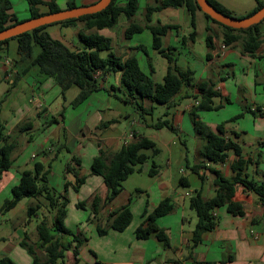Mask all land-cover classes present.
<instances>
[{
    "label": "crops",
    "instance_id": "1",
    "mask_svg": "<svg viewBox=\"0 0 264 264\" xmlns=\"http://www.w3.org/2000/svg\"><path fill=\"white\" fill-rule=\"evenodd\" d=\"M8 1L10 15L19 20L29 19V0ZM96 1L37 0L33 9L46 13L49 3L65 10L69 4L82 7ZM126 1L116 0L119 5ZM135 1L136 12L132 18L120 15L112 29H90L85 33L108 37L113 54L124 60L136 58L140 69L153 81L159 76L161 83L167 62L152 49L149 29L145 28L130 38L124 36V30L129 24L173 26L161 37V48L171 49L176 69L192 72L193 86L181 88L173 96L168 110L166 105H158L171 113L177 132L186 131L194 138V162L191 166L188 163L185 167L180 166L177 177L170 161L164 167L155 163L158 172L154 176L147 175L148 169L141 171L149 177L144 188L137 187L131 193L122 183L123 190L119 195L106 202L108 190L102 178L91 174L93 158L102 152L108 161L122 146L132 142L135 134L146 137L135 129L142 123L111 107L108 97L114 87L110 86L108 92L107 80L113 77L115 84L121 87L120 73H101L96 77L100 89L77 106H72L79 91L76 87L67 89L62 96L60 87L52 79L39 78L36 68H28L27 62L15 63L17 52L16 58L10 59L2 51L0 123L7 143L13 148L9 155L10 168L0 174V259L7 258L11 264H47L45 247L48 244L43 247L37 233V226L44 224L49 234L57 237L64 246L62 257L55 264H219L228 257L231 259L225 264H264V204L254 192L245 191L237 184L232 201L239 204L242 215L228 213L225 206L215 209L212 213L216 220L214 228L204 232L195 246L191 244V237L196 215L191 214L188 206L194 191H200L205 200L214 197L216 186L212 170L228 180L236 175L232 165L237 157L232 152L227 153L223 163H204L200 169H191L200 163L198 151L204 143L192 123V110L197 102L194 96L198 94L196 85L200 82L213 84V90L218 93L213 98V105L218 109L198 112L199 119L213 132L218 125H222V137L236 142L240 158L246 161L242 177L264 186V31L259 27L261 44L253 54L243 52L241 40L222 51L221 29L207 21L200 12L195 14V34L191 38L189 15L183 6L163 8L145 21V8L154 7L161 0ZM217 1L235 17H244L256 5V0ZM80 25V22L69 27L52 25V32H46L69 49L78 50L82 48V44L77 46L80 42L78 32L82 29ZM207 34L213 39L211 51L205 43ZM207 52L210 58L206 57ZM105 55L101 53V56ZM157 56L163 59L159 65L154 64ZM25 91L29 96L24 94ZM99 96L103 100L107 97L104 104H100V99L96 100ZM151 104L147 100L143 102L147 109L153 108ZM124 118L130 121L126 131L120 126ZM145 124L144 121L145 128H151ZM61 150L69 154V161L63 174L58 175L53 165ZM35 163L42 165L46 184L53 190L56 205L51 207L43 196H37L23 198L15 207L3 211L4 203L11 198V188L19 182L20 173L32 171ZM73 172L83 179L78 190L73 189L76 184ZM135 190L138 193L135 194ZM165 198L170 200L172 210L155 223L162 231L166 244L158 240L155 233L146 239H137L135 230L142 223L144 213L150 214ZM64 200L62 226L71 235L54 230L56 213ZM35 207L36 210H33ZM124 207L131 212L129 225L121 232L109 228L111 220ZM98 229L105 233L99 235ZM73 236L81 241L80 245L77 246Z\"/></svg>",
    "mask_w": 264,
    "mask_h": 264
},
{
    "label": "trees",
    "instance_id": "2",
    "mask_svg": "<svg viewBox=\"0 0 264 264\" xmlns=\"http://www.w3.org/2000/svg\"><path fill=\"white\" fill-rule=\"evenodd\" d=\"M215 10L228 17H235L231 12L222 6L217 0H206ZM30 15L29 18L39 17L41 15L59 11L53 4H48V11L46 13H39L34 11L33 6L37 0H29ZM9 1L0 0V30L10 27L20 21L13 15L8 13ZM264 5V0H256V5L244 17H248ZM183 6L189 15V24L192 29L190 37H194L195 29V14L200 12L202 16L212 24L216 25L222 31V44L230 46L234 42L241 40L243 52L253 54L261 44V31L259 23L248 27L246 29H232L223 26L208 15L202 13L196 4L195 0H161L156 6H148L145 8V21H149L150 15L163 8H175ZM74 8V5L69 4L68 9ZM136 12V1L127 0L123 5H119L116 0H111L109 5L102 11L84 15L75 19H68L50 25H61L64 27L74 26L77 22L83 23V28L78 32L79 41L82 48L78 50L69 49L61 41L53 39L45 31V25L38 27L29 32L23 33L19 36L10 38L0 42V52L7 53L8 44L10 40L16 41V52L18 59L14 60L16 63L27 62L28 68H36L37 75L41 79H52L61 89L63 96L65 91L71 87H76L79 91L77 96L72 101V106H77L82 101L87 99L93 92L100 89L97 78L94 77L95 72L101 73H120V83L127 91V97L124 101L133 103L138 117L142 119L143 115H147L152 111V107L145 108L144 101L151 103L166 105L167 110L171 107L170 102L173 96L183 87L190 88L193 86V74L187 69L181 71L174 66V60L171 57V49L161 48V37L165 35L166 31L173 28V26H139L137 24H129L124 30V36L130 38L133 34L141 32L143 29H149L152 35L151 47L156 50L158 54L167 62L166 73L161 83H155L151 76L144 73L134 57L126 58L125 60L116 56L111 52V40L108 37L102 36L98 33H85L90 29L97 31L103 29H112L120 15L130 19ZM238 18V17H237ZM243 18V17H239ZM206 31L208 29L206 28ZM212 35L205 38L206 47L209 51L213 49ZM35 44L40 48L39 53L32 57V45ZM101 53H106L101 56ZM210 58L209 52L206 54ZM198 94L194 96L197 99V104L192 110V123L194 131L199 134L204 143L199 148L200 163L194 166L193 171L202 168L204 163H223L227 157L228 152L236 155L237 160L232 165V170L236 175L233 179L228 180L222 177L217 171L212 170L215 175L214 184L216 192L214 197L210 199H203L200 191H194L193 196L189 198L188 206L194 211L196 215V223L194 225L191 237L192 246L197 245L201 241L202 234L214 228L216 220L212 213L215 209L225 206L228 213L234 216H241L242 211L239 204L232 201L235 186L241 185L245 191L254 192L261 203L264 204V186L257 184L252 180L243 178L241 172L246 165V161L240 158L239 145L233 140H226L222 137V125L216 127V132L211 131L200 119L198 112L212 111L218 109L213 105V98L218 96V93L213 90V84L210 82H200L196 85ZM107 123L101 124V127L106 126ZM155 130L166 128L172 133H176L175 126L172 121L171 113L166 111L163 118L151 125ZM13 148L12 144H8L3 133V125L0 123V174L10 168L11 161L9 158L10 152ZM160 153L155 143L142 135H134L132 142L122 146L116 153L107 158L102 152L94 157L91 163V174L100 176L104 185L108 190L106 202L113 200L123 190L122 183L127 177L133 173L142 171V165L149 159H153ZM77 163V162H76ZM68 172V167L66 168ZM158 172V167L151 161L150 167L147 170V175L152 177ZM76 184L73 189L78 190L83 179L78 178L77 174L73 172ZM185 187H187L185 185ZM138 193L137 190L134 192ZM11 198L7 200L2 210L7 211L17 205L23 198L43 196L49 206L56 205L53 190L46 184L45 173L43 167L39 163H35L32 171H23L20 173L19 182L10 190ZM96 198L94 199V202ZM66 200L62 201L55 217L54 230L58 233H71L65 230L62 226V216L64 215V205ZM38 207V206H37ZM35 207L29 208L36 210ZM32 210V211H33ZM172 210V204L168 198L163 199L153 209L150 214L144 213L142 223L135 230V237L137 239H146L152 233L158 240L166 244V239L162 231L157 227L156 220L167 215ZM29 210H27L28 213ZM131 212L127 207L122 208L117 212L109 228L121 232L131 222ZM37 233L41 245L45 247L47 253V264H55L56 261L62 257L64 246L57 237L49 234L47 227L44 224L37 226ZM99 235L105 233L104 230L98 229ZM77 246L81 244L76 236H73ZM24 243V242H23ZM25 246V244H21ZM27 251L32 254V250L27 247ZM228 257L226 261H230ZM222 261L219 264H225ZM0 264H11L7 258H1ZM36 264V262H33ZM195 264H215V263H195Z\"/></svg>",
    "mask_w": 264,
    "mask_h": 264
},
{
    "label": "rangeland",
    "instance_id": "3",
    "mask_svg": "<svg viewBox=\"0 0 264 264\" xmlns=\"http://www.w3.org/2000/svg\"><path fill=\"white\" fill-rule=\"evenodd\" d=\"M16 8L18 9V5H16ZM239 18V17H238ZM81 28H83V23ZM261 29L264 31V21L260 23ZM53 26L50 25L46 27L45 31L52 32ZM82 30V29H81ZM80 30V31H81ZM70 32V31H69ZM67 33V32H66ZM53 35V34H51ZM16 41L10 40L8 45V51L6 54L10 59L16 58ZM77 46H81V43L78 42ZM72 49V48H71ZM40 51V48L33 44L32 45V57H35ZM163 62V59L160 56H157L154 59V64L159 65ZM101 74H99L100 76ZM98 77V76H97ZM107 84V91L110 90V86H113L114 89L109 92L111 93V96H109V101L111 104V107L113 110H119L123 113V115H129L131 118H136L139 123H142L141 125H137L135 129L140 134L145 135L155 143L157 148L160 150V153L154 157L152 160L149 159L145 164L142 165L143 169H148L150 167L151 161H154L159 166L164 167L167 163V161H170L172 164V167L175 169V176L177 177V169L180 166L185 167V163H188V165H192V163L195 160L196 154H195V147L196 142L194 138L191 136V134L187 133L186 131H181L172 133L166 129H162V131H158L153 129L152 127L147 129L144 127L143 122L145 121V125H149V127L157 122L158 119L163 118V113L165 112V109L156 104L153 103L151 106H153L152 111H150L147 115H143L142 119L138 117L137 111L135 110L134 105L132 106L129 102L125 103L123 102L127 97V91L124 87H119L115 84V80L113 77H110ZM157 83H160V78L157 76L155 80ZM26 95L29 96V93L25 91ZM25 99V96H23ZM101 100L100 104H104L107 99V97H104V100L99 97H96V100ZM145 106V105H144ZM146 107V106H145ZM124 117V116H123ZM130 124L129 119L124 118L121 121V128L123 131H126L129 129L128 125ZM69 161V154L65 150H61L56 160L54 161L53 169L54 172L58 175H62L64 172V167L66 163ZM33 165V164H32ZM149 182V177L146 175L145 172L141 173H134L123 182V187L128 190L129 192H133V190L137 187L144 188L147 183ZM26 210L23 212L25 213ZM191 214L195 216L194 212L191 211ZM20 215V214H19Z\"/></svg>",
    "mask_w": 264,
    "mask_h": 264
},
{
    "label": "water",
    "instance_id": "4",
    "mask_svg": "<svg viewBox=\"0 0 264 264\" xmlns=\"http://www.w3.org/2000/svg\"><path fill=\"white\" fill-rule=\"evenodd\" d=\"M110 2L111 0H97L94 4L88 6L59 10L41 15L39 17L20 21L10 27L0 30V42L19 36L41 26L98 13L105 9ZM195 2L202 13L208 15L215 22L232 29H246L264 19V5L248 17L237 18L221 14L206 0H195Z\"/></svg>",
    "mask_w": 264,
    "mask_h": 264
},
{
    "label": "built area",
    "instance_id": "5",
    "mask_svg": "<svg viewBox=\"0 0 264 264\" xmlns=\"http://www.w3.org/2000/svg\"><path fill=\"white\" fill-rule=\"evenodd\" d=\"M220 49L223 51V50L226 49V46H225L224 44H222V45L220 46ZM99 74H100V72H95L94 77L99 76ZM196 104H197V102H195V105H196Z\"/></svg>",
    "mask_w": 264,
    "mask_h": 264
}]
</instances>
